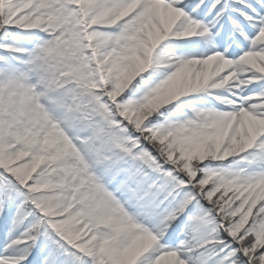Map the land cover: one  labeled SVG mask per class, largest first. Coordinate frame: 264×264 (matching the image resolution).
Returning a JSON list of instances; mask_svg holds the SVG:
<instances>
[{"label":"snow or ice","instance_id":"6c2138e0","mask_svg":"<svg viewBox=\"0 0 264 264\" xmlns=\"http://www.w3.org/2000/svg\"><path fill=\"white\" fill-rule=\"evenodd\" d=\"M0 264H264V0H0Z\"/></svg>","mask_w":264,"mask_h":264}]
</instances>
